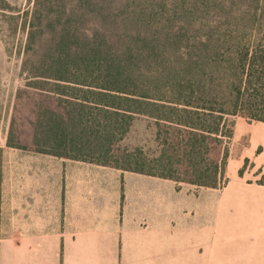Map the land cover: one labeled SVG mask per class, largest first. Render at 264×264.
<instances>
[{
    "label": "trees",
    "instance_id": "trees-1",
    "mask_svg": "<svg viewBox=\"0 0 264 264\" xmlns=\"http://www.w3.org/2000/svg\"><path fill=\"white\" fill-rule=\"evenodd\" d=\"M79 1L33 8L21 60L27 96H15L6 145L222 187L236 118L264 122V0H174L177 23L164 3L138 5L126 11L125 41L79 26L109 16ZM137 117L154 128V151L121 146ZM240 141L248 146V135Z\"/></svg>",
    "mask_w": 264,
    "mask_h": 264
},
{
    "label": "crops",
    "instance_id": "crops-1",
    "mask_svg": "<svg viewBox=\"0 0 264 264\" xmlns=\"http://www.w3.org/2000/svg\"><path fill=\"white\" fill-rule=\"evenodd\" d=\"M244 134L218 188L7 147L0 264H264V122Z\"/></svg>",
    "mask_w": 264,
    "mask_h": 264
},
{
    "label": "rangeland",
    "instance_id": "rangeland-1",
    "mask_svg": "<svg viewBox=\"0 0 264 264\" xmlns=\"http://www.w3.org/2000/svg\"><path fill=\"white\" fill-rule=\"evenodd\" d=\"M37 1H43L44 5L48 2L50 9L54 11L60 10L63 4L67 9H71L77 7L80 3L79 0H0V164H3V160L6 158V155L2 153L9 147L6 145V138L15 96L19 94L22 100L27 96L26 88L23 85L29 80V74L22 70L21 60L25 48L27 23ZM93 1H97L101 11L106 13L109 10V16H103L97 12V16L95 14L87 16L88 18L81 20V22L78 21V25L102 31V33L108 35V39L114 40L125 38L122 39L125 41L131 38L129 35L125 36V29H121V27L125 23L126 11L135 9V7H139L138 5L146 6L147 9L150 7L158 9V4L164 3L167 10L164 12L166 18L171 19L172 14L176 13L172 23H177L180 15L176 7L177 3L174 0H91V2ZM80 5L83 7L81 3ZM46 6L44 8H47ZM41 7L43 8V5L38 6V9H41ZM57 14L49 15H54L53 22L58 21ZM161 21V25H166L167 22H164V19H161ZM48 38L49 35L45 33L41 39L48 40ZM153 131L154 128L147 120L137 117L128 134L122 140L121 146H142L150 152L154 151ZM239 141L240 139L230 145L231 155L228 159L230 163H233L240 156L244 148L240 146ZM249 158L253 159L252 153ZM249 167H251V164L248 165ZM260 177L261 175L257 179Z\"/></svg>",
    "mask_w": 264,
    "mask_h": 264
}]
</instances>
